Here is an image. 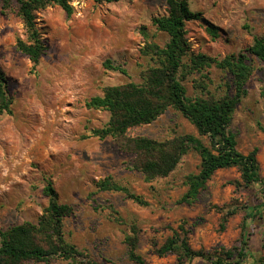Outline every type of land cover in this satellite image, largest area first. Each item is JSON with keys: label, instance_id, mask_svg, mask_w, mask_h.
Segmentation results:
<instances>
[{"label": "rangeland", "instance_id": "obj_1", "mask_svg": "<svg viewBox=\"0 0 264 264\" xmlns=\"http://www.w3.org/2000/svg\"><path fill=\"white\" fill-rule=\"evenodd\" d=\"M70 2V14L57 5L36 11L45 49L33 67L15 47L16 39L25 40L27 35L15 1L0 11V68L13 100L12 112L0 115V228L37 223L48 204L43 186L51 180L57 200L72 206L63 219L64 240L85 259L99 264H135L128 259L124 242L133 225L137 251L151 264H177L173 252L159 255L155 250L180 224L193 249L218 255L237 246L242 206L260 198L261 186L236 187L237 168L223 167L212 174L193 202H180L187 189L186 175L199 169L196 151L184 153L168 175L147 181L132 166V152L122 149L110 135L100 138L91 132L108 121L110 112L87 106L86 100L102 94L108 85L141 82L143 70L154 63L141 53L144 40L159 45L167 41L168 35L151 22L153 16L166 12L165 0ZM188 4L203 16L185 24L193 53L221 58L243 51L254 36H264V0H188ZM209 25L218 28L217 36L207 31ZM248 55L252 71L229 126L239 151L257 147L264 176V62ZM106 60L118 68L108 67ZM229 82L228 72L215 64L182 78L188 96L221 97L230 92ZM127 133L156 139L198 135L195 126L172 106ZM202 139L207 143L206 137ZM105 176L146 203L121 191L98 189L97 181ZM262 214L248 227L252 259L240 264H264V209ZM23 264L78 263L54 256ZM190 264L211 263L195 257Z\"/></svg>", "mask_w": 264, "mask_h": 264}, {"label": "trees", "instance_id": "obj_2", "mask_svg": "<svg viewBox=\"0 0 264 264\" xmlns=\"http://www.w3.org/2000/svg\"><path fill=\"white\" fill-rule=\"evenodd\" d=\"M14 1L27 31L26 39L17 38L15 47L28 56L33 67L45 49V40L36 22V11L57 5L70 14L73 6L71 0ZM165 3L166 12L153 16L151 22L168 35L167 41L159 45L144 40L141 53L148 55L154 63L143 70L141 82L108 85L103 88L102 94L92 95L86 100L87 106L104 108L110 112L108 121L102 127L93 128L91 132L100 138L110 135L122 149L132 152V166L147 181L168 175L184 153L189 149L196 151L200 159L199 169L186 175L187 189L179 198L180 202H193L212 174L223 167L237 168L239 179L233 181L236 187L261 186L260 198L255 203L242 206L244 215L237 246L222 249L218 255L203 249H193L188 243L185 228L180 224L155 250L159 255L173 252L177 264H190L195 257L208 259L211 264H240L244 259H252L248 250L247 232L254 220L263 218L264 176L260 173L256 157L257 147L246 153L239 151L235 133L229 125L233 110L246 93L245 82L252 71L248 54L264 62V36H254L252 43L243 51L226 54L221 58L201 52L193 53L185 24L189 20L203 19L201 12L192 10L188 0H165ZM9 5L10 0H0V11ZM141 29L146 38L147 32L143 26ZM206 29L212 36L218 35L216 26L209 25ZM211 64L228 72L230 92L218 98L186 95L182 78L189 72H201ZM106 65L118 68L109 60H106ZM6 87V75L0 68V115L12 112L13 100ZM169 106L179 110L195 126L198 135L184 133L156 139L127 133L134 125L151 122ZM203 136L207 138V143L202 139ZM96 185L98 189L121 191L140 204L146 203L144 198L113 181L110 176L99 179ZM43 192L48 196V204L37 223L24 221L4 230L0 228V264H23L30 260H48L54 256L78 264H99L85 259L73 244L64 240L63 219L71 214V204L57 200L51 180H47ZM137 241L133 225L124 236L128 259L135 264H151L137 251Z\"/></svg>", "mask_w": 264, "mask_h": 264}]
</instances>
